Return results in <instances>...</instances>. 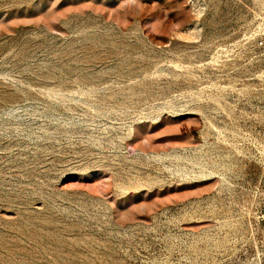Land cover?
Wrapping results in <instances>:
<instances>
[{
    "label": "rangeland",
    "instance_id": "obj_1",
    "mask_svg": "<svg viewBox=\"0 0 264 264\" xmlns=\"http://www.w3.org/2000/svg\"><path fill=\"white\" fill-rule=\"evenodd\" d=\"M0 264H264V0H0Z\"/></svg>",
    "mask_w": 264,
    "mask_h": 264
}]
</instances>
